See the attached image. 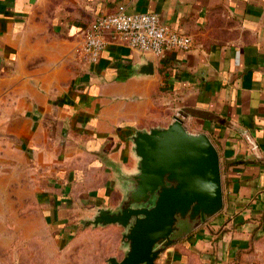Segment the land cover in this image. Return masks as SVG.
Returning <instances> with one entry per match:
<instances>
[{"label":"crops","instance_id":"obj_1","mask_svg":"<svg viewBox=\"0 0 264 264\" xmlns=\"http://www.w3.org/2000/svg\"><path fill=\"white\" fill-rule=\"evenodd\" d=\"M120 6L157 13L193 46L157 56L112 39L97 62H75V73L71 62L92 23ZM150 58L153 73L136 74ZM0 71L49 88L37 89L34 110L18 117L54 235L103 231L108 259H122V226L82 221L120 205L122 175L138 167L135 131L175 116L217 147L224 207L156 264H237L238 252L264 232V0H0Z\"/></svg>","mask_w":264,"mask_h":264},{"label":"water","instance_id":"obj_2","mask_svg":"<svg viewBox=\"0 0 264 264\" xmlns=\"http://www.w3.org/2000/svg\"><path fill=\"white\" fill-rule=\"evenodd\" d=\"M152 59L136 74L150 75ZM137 171L122 175L125 195L117 209L101 207L85 227H123L122 259L109 264H156L159 256L224 207L220 153L206 133L190 132L181 117L167 126L137 129L131 137Z\"/></svg>","mask_w":264,"mask_h":264},{"label":"rangeland","instance_id":"obj_3","mask_svg":"<svg viewBox=\"0 0 264 264\" xmlns=\"http://www.w3.org/2000/svg\"><path fill=\"white\" fill-rule=\"evenodd\" d=\"M78 53L71 62L75 73L81 70L75 62L87 60L82 48ZM21 82L0 71V264H109L112 246L103 231L68 228L59 237L43 214L47 192L18 115L34 110L31 96L37 89L49 88ZM40 156L44 161L43 151ZM237 264H264V232L250 239Z\"/></svg>","mask_w":264,"mask_h":264},{"label":"built area","instance_id":"obj_4","mask_svg":"<svg viewBox=\"0 0 264 264\" xmlns=\"http://www.w3.org/2000/svg\"><path fill=\"white\" fill-rule=\"evenodd\" d=\"M112 39L157 56L170 50H189L193 46L190 35L163 24L157 13H129L124 6L114 13L97 17L92 23L82 47L87 60L97 62Z\"/></svg>","mask_w":264,"mask_h":264},{"label":"trees","instance_id":"obj_5","mask_svg":"<svg viewBox=\"0 0 264 264\" xmlns=\"http://www.w3.org/2000/svg\"><path fill=\"white\" fill-rule=\"evenodd\" d=\"M243 251V249L241 251L238 252V258H237V263H238V260H239V256L241 255V252Z\"/></svg>","mask_w":264,"mask_h":264}]
</instances>
